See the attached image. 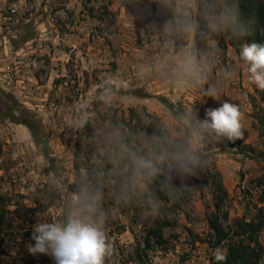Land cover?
Listing matches in <instances>:
<instances>
[{
  "label": "rangeland",
  "instance_id": "374dc122",
  "mask_svg": "<svg viewBox=\"0 0 264 264\" xmlns=\"http://www.w3.org/2000/svg\"><path fill=\"white\" fill-rule=\"evenodd\" d=\"M216 12L201 16L199 0H0V264H55L27 250L33 226L45 216L62 220L88 186L102 191L113 247L106 264H211L226 254L209 223L216 172L228 193L220 221L232 231L239 221L262 224L264 246V91L237 58L242 45L208 30ZM188 22L203 30L199 46ZM190 54L212 70L186 73ZM213 87L219 99L206 94ZM225 101L244 116L245 136L234 144L186 118L203 121ZM161 125L175 150L185 148L177 140L195 145V178L171 172ZM144 163L166 178L171 172V185L150 189Z\"/></svg>",
  "mask_w": 264,
  "mask_h": 264
},
{
  "label": "clouds",
  "instance_id": "9594fccd",
  "mask_svg": "<svg viewBox=\"0 0 264 264\" xmlns=\"http://www.w3.org/2000/svg\"><path fill=\"white\" fill-rule=\"evenodd\" d=\"M197 27L196 22L184 25L186 31H195ZM207 28L212 33L231 31L243 37L250 33L251 24L240 20L239 0H233L222 11L210 14ZM237 58L245 66L250 82L264 91V45L245 42L240 47ZM182 67L186 73L200 77L201 73L211 71L213 65L206 58L198 61L190 54L185 57ZM235 76V72L227 73L229 80ZM206 94L215 100L219 99V92L215 87L209 88ZM186 118L194 120L198 128L210 133L218 143L227 140L234 144L245 136L244 116L236 103L225 101L218 108L207 109L203 121L192 114ZM112 137L117 141L123 140L119 129L113 131ZM121 148L128 151L123 143ZM171 158L175 162L171 172L179 179L195 178L198 175L201 158L194 144L189 148L178 147ZM157 171L151 164L144 163L141 175L146 172L155 176ZM171 172L167 177L169 182L172 179ZM132 179L137 177L133 176ZM101 200L102 191L90 186L83 187L67 202V214L62 220L47 216L40 218L32 230L31 239L35 243L27 245L29 253L34 256H50L55 264H106V260L113 254V247L104 229L107 217L100 207ZM158 211V208H153L152 214L157 215Z\"/></svg>",
  "mask_w": 264,
  "mask_h": 264
},
{
  "label": "trees",
  "instance_id": "16d2710c",
  "mask_svg": "<svg viewBox=\"0 0 264 264\" xmlns=\"http://www.w3.org/2000/svg\"><path fill=\"white\" fill-rule=\"evenodd\" d=\"M233 0H199V12L201 16L212 8H217L220 11L225 6H230ZM239 17L240 20L245 23L251 24V31L246 36H238L228 31L230 43L233 47H238L243 43H258L264 45V0H239ZM203 30L198 28L196 31V42L198 46L202 43ZM130 133L131 126L129 125ZM162 131L159 136L169 147L172 142L171 133L161 125ZM32 133L36 143L42 146L45 150L49 149L47 142H42L41 136L32 129ZM183 140V139H181ZM184 145L188 148V143L183 140H177L176 143ZM132 144H129V146ZM175 151V146L169 147V154L171 155ZM128 156V155H127ZM134 156L132 152L128 157L127 163L133 168ZM215 186L214 198L216 201V214L209 220L210 227L213 231V238L215 246L220 247L225 245L226 254L215 256L211 259V264H263L264 259V246L259 240V234L263 229L262 224H256L253 222L239 221L237 223V230H227L226 226L220 221V214L223 210L224 203L228 199L227 190L223 184V176L220 172H216L214 175H210ZM151 182L148 187L152 189L153 185L157 187L168 188L171 184L168 179L160 173L151 177ZM164 200H168L166 197Z\"/></svg>",
  "mask_w": 264,
  "mask_h": 264
}]
</instances>
